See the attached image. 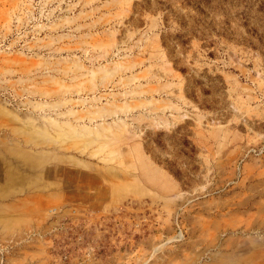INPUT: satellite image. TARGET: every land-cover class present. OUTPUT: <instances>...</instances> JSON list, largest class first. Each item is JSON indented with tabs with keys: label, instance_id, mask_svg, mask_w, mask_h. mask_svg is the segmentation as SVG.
<instances>
[{
	"label": "rangeland",
	"instance_id": "rangeland-1",
	"mask_svg": "<svg viewBox=\"0 0 264 264\" xmlns=\"http://www.w3.org/2000/svg\"><path fill=\"white\" fill-rule=\"evenodd\" d=\"M0 264H264V0H0Z\"/></svg>",
	"mask_w": 264,
	"mask_h": 264
}]
</instances>
